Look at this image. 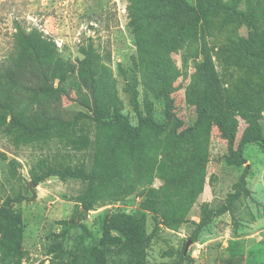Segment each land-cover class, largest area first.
<instances>
[{
	"label": "rangeland",
	"instance_id": "374dc122",
	"mask_svg": "<svg viewBox=\"0 0 264 264\" xmlns=\"http://www.w3.org/2000/svg\"><path fill=\"white\" fill-rule=\"evenodd\" d=\"M0 264H264V0H0Z\"/></svg>",
	"mask_w": 264,
	"mask_h": 264
},
{
	"label": "trees",
	"instance_id": "16d2710c",
	"mask_svg": "<svg viewBox=\"0 0 264 264\" xmlns=\"http://www.w3.org/2000/svg\"><path fill=\"white\" fill-rule=\"evenodd\" d=\"M177 2H179V0H176ZM189 8H187V6H183V9L181 10L182 12H185V10H187V12L189 13L190 10H188ZM178 11V10H177ZM180 11V12H181ZM84 208L87 210L88 209V204L87 202H84Z\"/></svg>",
	"mask_w": 264,
	"mask_h": 264
}]
</instances>
